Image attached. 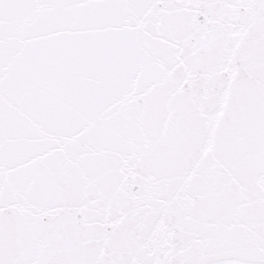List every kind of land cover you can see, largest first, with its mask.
Here are the masks:
<instances>
[{"label": "snow or ice", "instance_id": "snow-or-ice-1", "mask_svg": "<svg viewBox=\"0 0 264 264\" xmlns=\"http://www.w3.org/2000/svg\"><path fill=\"white\" fill-rule=\"evenodd\" d=\"M0 264H264V0H0Z\"/></svg>", "mask_w": 264, "mask_h": 264}]
</instances>
